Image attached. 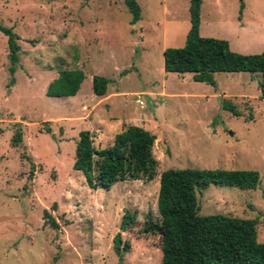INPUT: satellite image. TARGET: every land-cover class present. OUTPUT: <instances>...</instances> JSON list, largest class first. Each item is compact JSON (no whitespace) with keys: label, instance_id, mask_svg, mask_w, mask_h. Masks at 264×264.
I'll return each instance as SVG.
<instances>
[{"label":"rangeland","instance_id":"1","mask_svg":"<svg viewBox=\"0 0 264 264\" xmlns=\"http://www.w3.org/2000/svg\"><path fill=\"white\" fill-rule=\"evenodd\" d=\"M135 1L141 14L131 24L124 0H0V25L20 46L11 74L0 33V264H161L159 236L142 228L159 219V176L169 169L257 171L255 190L210 185L197 203L202 216L257 219L264 243L259 75L217 73L211 86L162 72L164 50L185 45L189 0ZM199 34L226 40L238 54L263 53L264 0H202ZM75 69L85 79L74 97L46 96L59 72ZM93 76L109 80L108 100L93 94ZM122 124L155 135L156 175L91 190L73 170L79 133L105 148ZM16 129L23 141L12 148ZM44 210L58 230L44 224ZM125 212L136 223L121 232ZM117 235L128 245L121 260Z\"/></svg>","mask_w":264,"mask_h":264},{"label":"trees","instance_id":"2","mask_svg":"<svg viewBox=\"0 0 264 264\" xmlns=\"http://www.w3.org/2000/svg\"><path fill=\"white\" fill-rule=\"evenodd\" d=\"M124 3L132 15L131 24H135L140 19L139 5L135 0H124ZM201 4L202 0H189L190 27L185 45L164 50V72L191 74L194 82L211 86H215L214 75L217 73L258 74L259 98L264 100V52L242 55L233 52L226 40L200 36ZM0 33L7 38L10 73L13 74L20 52L19 37L13 29L1 25ZM84 79L82 70L61 71L49 83L45 94L50 98L74 97ZM108 84V79L93 76V94L103 97ZM224 108L239 116L231 104L226 103ZM155 140V135L142 127L122 124L121 131L114 136L110 146L95 148L91 133L82 131L76 143L73 170L84 178L91 190H107L125 180L151 181L157 168L152 156ZM22 141V131L16 129L10 146L18 148ZM259 181L257 171H163L159 176L157 197L159 219L154 221L148 217L142 228L144 234L159 236L161 264H264V243L257 238V219L202 216L197 203V194L210 185L255 190ZM43 220L51 229H59V224L47 210L43 212ZM135 223V215L125 212L120 227L128 231ZM120 243L119 235L115 236L113 249L121 260L128 245L121 247Z\"/></svg>","mask_w":264,"mask_h":264},{"label":"crops","instance_id":"3","mask_svg":"<svg viewBox=\"0 0 264 264\" xmlns=\"http://www.w3.org/2000/svg\"><path fill=\"white\" fill-rule=\"evenodd\" d=\"M162 71V70H161ZM162 72H164V70L162 71ZM165 73V72H164ZM109 85V84H108ZM108 87V86H107ZM101 100H108L107 99V96H106V94L101 98ZM95 107V106H94ZM88 112H90V111H88ZM121 126V125H120ZM135 126V125H134ZM101 128H99L97 131H98V133H101V130H100ZM145 129V128H144ZM145 130H147V129H145Z\"/></svg>","mask_w":264,"mask_h":264},{"label":"water","instance_id":"4","mask_svg":"<svg viewBox=\"0 0 264 264\" xmlns=\"http://www.w3.org/2000/svg\"><path fill=\"white\" fill-rule=\"evenodd\" d=\"M120 231L122 232V231H123V229H122V228H120Z\"/></svg>","mask_w":264,"mask_h":264},{"label":"built area","instance_id":"5","mask_svg":"<svg viewBox=\"0 0 264 264\" xmlns=\"http://www.w3.org/2000/svg\"><path fill=\"white\" fill-rule=\"evenodd\" d=\"M141 104V103H140Z\"/></svg>","mask_w":264,"mask_h":264}]
</instances>
